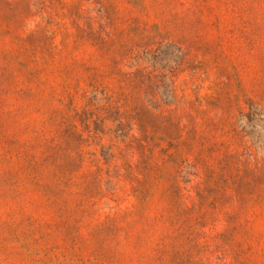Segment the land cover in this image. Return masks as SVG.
Masks as SVG:
<instances>
[{
    "label": "rangeland",
    "instance_id": "374dc122",
    "mask_svg": "<svg viewBox=\"0 0 264 264\" xmlns=\"http://www.w3.org/2000/svg\"><path fill=\"white\" fill-rule=\"evenodd\" d=\"M0 264H264V0H0Z\"/></svg>",
    "mask_w": 264,
    "mask_h": 264
}]
</instances>
